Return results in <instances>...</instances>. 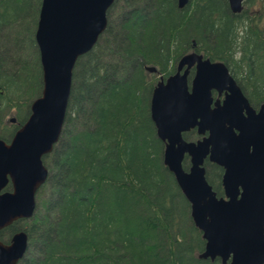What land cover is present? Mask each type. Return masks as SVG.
Wrapping results in <instances>:
<instances>
[{"label":"trees","instance_id":"1","mask_svg":"<svg viewBox=\"0 0 264 264\" xmlns=\"http://www.w3.org/2000/svg\"><path fill=\"white\" fill-rule=\"evenodd\" d=\"M149 1V9L123 11L129 17L117 27L108 20L75 64L62 133L43 160L49 176L37 201L42 196L45 208L0 232L4 243L26 232L28 251L19 264H222L198 258L205 241L163 164L149 104L156 75L173 74L191 51L223 62L248 100L264 103V0H244L240 14L227 0H191L183 9L176 0ZM40 7L41 0H0V139L6 142L42 91ZM205 168L223 196V170L209 162Z\"/></svg>","mask_w":264,"mask_h":264},{"label":"water","instance_id":"2","mask_svg":"<svg viewBox=\"0 0 264 264\" xmlns=\"http://www.w3.org/2000/svg\"><path fill=\"white\" fill-rule=\"evenodd\" d=\"M227 1L233 14L242 12L244 0ZM176 2L183 9L190 0ZM113 3L41 0L35 43L42 91L10 141L0 139V232L34 216L36 193L48 175L43 160L64 126L74 66L106 30ZM192 67L195 73L188 83ZM147 70L156 72L154 67ZM212 90L227 91L213 108ZM149 111L157 138L164 143L163 164L189 202L190 217L205 241L198 258L264 264V104L258 112L252 109L223 62L189 53L179 59L174 74L157 82ZM192 129L202 136L196 142L184 139ZM206 161L223 170V196L218 197L206 179ZM27 250L23 230L8 243L0 240V264H18Z\"/></svg>","mask_w":264,"mask_h":264},{"label":"rangeland","instance_id":"3","mask_svg":"<svg viewBox=\"0 0 264 264\" xmlns=\"http://www.w3.org/2000/svg\"><path fill=\"white\" fill-rule=\"evenodd\" d=\"M190 2H191V0H190ZM132 5L134 7L143 6L146 9H149L150 7H152L151 2L149 0H114L113 5L110 7V9L108 10V13H107V21L109 20V22H111L112 26L116 24L115 26L117 27V23L119 24L122 20L124 21L125 19H127V17H129V15L126 14L124 16L125 17L124 18L122 16V14H123L122 12L130 9ZM120 17H121V19H120ZM261 21H262V24L264 25V13L262 14V20ZM175 66H176V64H175ZM162 75H164V73ZM160 77H162V76H160ZM160 77L156 75V79H155L156 81L154 84H156L159 81ZM36 98H38V97H36ZM81 104L83 106H85L86 102H82ZM9 117H12V115H9L8 118ZM9 120H11V119H9ZM195 135L196 134L194 133L189 139H195ZM41 199H43L42 196H41ZM41 199L39 201H36V204H37L36 207L38 209L43 210L45 208V206H43V202H45V201H43ZM40 213L43 214L44 212L40 211ZM29 221H26V223ZM23 223L21 222L19 225H21L20 228L25 229V227H24L25 223L24 224ZM44 225H47V224L45 223Z\"/></svg>","mask_w":264,"mask_h":264},{"label":"flooded vegetation","instance_id":"4","mask_svg":"<svg viewBox=\"0 0 264 264\" xmlns=\"http://www.w3.org/2000/svg\"><path fill=\"white\" fill-rule=\"evenodd\" d=\"M189 53H196L195 51H191V52H188V53H186V54H189ZM186 54H184V55H186ZM196 54H199V53H196ZM199 55H202V54H199ZM183 56V55H182ZM181 56V57H182ZM203 56V55H202ZM180 57V58H181ZM179 58V59H180ZM204 58V57H203ZM179 59H178V61H179ZM205 59V58H204ZM178 61L176 62V66H175V71H174V73L176 72V70H177V63H178ZM226 66V65H225ZM227 67V66H226ZM228 68V67H227ZM183 70V69H182ZM228 71H229V69H228ZM173 73V74H174ZM194 73H195V67H192L189 71H188V83H190V81H191V79H192V77H193V75H194ZM229 73H230V75L232 76V74H231V72L229 71ZM172 75V74H171ZM160 78H163V77H160ZM232 78L234 79V81L236 82V84H237V86L240 88V90H241V92H242V94L245 96V94L243 93V91H242V89H241V86H240V84H239V82L232 76ZM166 79V78H165ZM226 90H224V91H222V93L221 94H219L216 90H212L211 91V96H212V100H213V103H212V105H211V107L213 108L214 107V102L215 101H217V100H219L220 102H222V100L224 99V97H225V94H226ZM245 98L248 100V98L245 96ZM248 103H249V105L252 107V109L254 110V111H256V112H258L259 111V108H260V106L262 105V104H264V103H259V104H255V103H251L249 100H248ZM196 134L195 135V139H189L193 134ZM202 138V136H199L198 134H197V130L196 129H192V130H190L188 133H185L184 134V139L186 140V141H188V142H196L197 140H199V139H201ZM185 161H187V163H188V168H189V166H190V163H189V159L188 158H185V160L183 161V164H184V162ZM206 162H208V161H206ZM205 162V163H206ZM210 163V162H209ZM210 164H212V163H210ZM214 165V164H213ZM183 168H184V166H183ZM187 168V169H188Z\"/></svg>","mask_w":264,"mask_h":264},{"label":"bare ground","instance_id":"5","mask_svg":"<svg viewBox=\"0 0 264 264\" xmlns=\"http://www.w3.org/2000/svg\"><path fill=\"white\" fill-rule=\"evenodd\" d=\"M89 52H90V51H89ZM86 54H87V53H86ZM83 56H84V55H83ZM81 57H82V56H81ZM79 58H80V57H79ZM79 58H78V59H79ZM76 62H77V61H76ZM74 67H75V66H74ZM73 70H74V69H73ZM72 79H73V73H72ZM71 87H72V82H71ZM70 92H71V90H70ZM69 96H70V95H69ZM61 133H62V132H61ZM51 153H52V152H51ZM51 153H50V154H51ZM50 154H49V155H50ZM47 169H48V168H47ZM48 176H49V170H48L47 179H48ZM47 179H46V181H47ZM41 187H42V186H41ZM41 187H40V188H41ZM40 188H39V189H40ZM38 191H39V190H38ZM38 191H37V193H38ZM37 193H36V196H35V200H36V201H37ZM36 205H37V204H36ZM28 243H29V242H28ZM28 246H29V245H28ZM27 251H28V250H27ZM21 261H22V260H21ZM21 261H20V262H21ZM20 262H19V263H20ZM19 263H18V264H19Z\"/></svg>","mask_w":264,"mask_h":264}]
</instances>
